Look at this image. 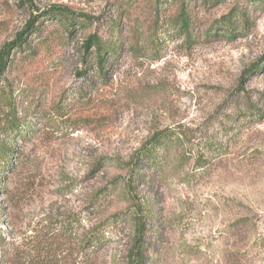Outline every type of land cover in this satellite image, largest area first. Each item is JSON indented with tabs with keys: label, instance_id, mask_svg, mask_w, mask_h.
<instances>
[{
	"label": "rangeland",
	"instance_id": "374dc122",
	"mask_svg": "<svg viewBox=\"0 0 264 264\" xmlns=\"http://www.w3.org/2000/svg\"><path fill=\"white\" fill-rule=\"evenodd\" d=\"M185 2L189 32L178 0H0V52L36 18L0 75L24 127L0 183V264H127L140 209L151 214L149 264H264V0ZM61 9L73 26L52 15ZM235 9L224 36L217 27ZM92 35L117 49L100 75L85 64ZM157 134L170 139L161 171L123 188ZM71 214L76 239L44 236ZM116 215L84 257L81 233Z\"/></svg>",
	"mask_w": 264,
	"mask_h": 264
},
{
	"label": "trees",
	"instance_id": "16d2710c",
	"mask_svg": "<svg viewBox=\"0 0 264 264\" xmlns=\"http://www.w3.org/2000/svg\"><path fill=\"white\" fill-rule=\"evenodd\" d=\"M180 1L182 6V12L180 13V31L181 32H189L190 30V18L189 12L187 10V6L185 5V0ZM207 2V0H203ZM53 16L63 17L65 22L68 25L73 26L76 22V18L72 15V13L67 12L65 9L56 10L52 12ZM242 16V13L239 12L238 9H235L232 13L221 19L220 24L221 27H217L219 31L224 34V36H234L237 27L238 18ZM36 18H34V21ZM32 21L29 25L28 31L26 33H20L13 46L7 45L0 52V75L6 69L9 63L10 50L19 49L22 45L28 40V34H31L35 28V23ZM85 24H91L93 20L86 15H82L81 21ZM187 34V33H186ZM190 37V33H188ZM209 35H212L209 33ZM85 48V64L89 67L91 71H93V63L95 64L97 73L103 74L104 64L111 58L112 55L116 53V47L110 46L108 44H103L100 38L97 35H92L88 38L84 43ZM93 49V51L91 50ZM94 52L96 59L93 62L91 59V54ZM92 61V62H91ZM89 62V63H88ZM6 110V111H5ZM257 110L256 114H258L261 109L255 108ZM0 118L4 119V125L0 127V183L5 182V177L3 172H10L12 170V161L16 158V149L12 145L14 141H20L24 139V127L21 125V122L18 120L17 113H12V108L10 104L6 102L4 99L3 90L0 88ZM2 136V137H1ZM170 143V139L165 134L155 135L147 145L142 148L136 159L133 161L132 165H130L129 171V181L126 187L127 190H133L134 181L136 183L141 182L143 184L142 178L145 175L140 173V170L148 171L150 173H155L161 171V166L165 162V155L168 151V145ZM222 145H215L210 147V151H216L221 149ZM140 176V178L138 177ZM113 188L115 184L111 185ZM112 188V189H113ZM111 188L106 187L99 192V195L104 194V196L110 193ZM3 209L0 207V213ZM132 219L138 224V227L135 229L136 233L133 239L132 246L130 247L127 254V264H149L151 261L150 254L148 253L149 245L145 238V224L151 218L150 211L143 212L141 209L137 211L135 214L131 215ZM120 216L116 215L115 218L110 219L108 223L101 224L98 227L92 228L88 232L81 233L82 240V253L84 257H87L89 254H95L99 252L101 248L107 242L108 229L113 225L120 221ZM81 230V221L76 218L74 214L70 216L55 219L53 222L47 227V232L44 235L48 236L51 232L56 231L59 237L67 238L68 240H73L77 238ZM4 233L5 231L0 230V249L4 245ZM30 251H36V249H30ZM41 251V250H40ZM42 252V251H41ZM39 252V256L42 254ZM41 253V254H40ZM41 261H38L37 264H48V261L40 257ZM34 259V257H33ZM20 260V261H19ZM21 260L18 259L12 261V264H27L21 263ZM31 262L33 260H30ZM29 261V262H30ZM51 262V261H50Z\"/></svg>",
	"mask_w": 264,
	"mask_h": 264
}]
</instances>
